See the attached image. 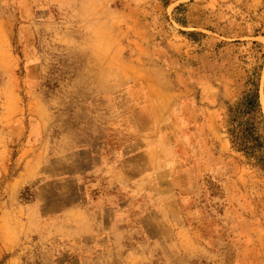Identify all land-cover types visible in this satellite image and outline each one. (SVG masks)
I'll return each mask as SVG.
<instances>
[{"label":"rangeland","instance_id":"obj_1","mask_svg":"<svg viewBox=\"0 0 264 264\" xmlns=\"http://www.w3.org/2000/svg\"><path fill=\"white\" fill-rule=\"evenodd\" d=\"M263 28L264 0H0V264H264L226 124L253 81L264 107Z\"/></svg>","mask_w":264,"mask_h":264},{"label":"trees","instance_id":"obj_2","mask_svg":"<svg viewBox=\"0 0 264 264\" xmlns=\"http://www.w3.org/2000/svg\"><path fill=\"white\" fill-rule=\"evenodd\" d=\"M253 89L227 108V134L232 149L242 154L253 167L264 174V107L260 87Z\"/></svg>","mask_w":264,"mask_h":264},{"label":"crops","instance_id":"obj_3","mask_svg":"<svg viewBox=\"0 0 264 264\" xmlns=\"http://www.w3.org/2000/svg\"><path fill=\"white\" fill-rule=\"evenodd\" d=\"M262 33H264V28L262 30ZM263 37H264V35L262 34L260 38H263ZM249 38L250 39H255V40L259 39V37H257L256 35H252ZM245 39H248V37L239 38L236 41H238V40H245ZM21 174H22L21 178L19 177V179L16 180L17 183H18L17 186L19 187L20 190H21V187H24L25 185H28V182H27L28 180L26 178V174L24 173V171Z\"/></svg>","mask_w":264,"mask_h":264}]
</instances>
